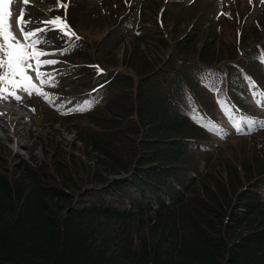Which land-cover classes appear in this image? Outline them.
Masks as SVG:
<instances>
[{
    "label": "trees",
    "instance_id": "obj_1",
    "mask_svg": "<svg viewBox=\"0 0 264 264\" xmlns=\"http://www.w3.org/2000/svg\"><path fill=\"white\" fill-rule=\"evenodd\" d=\"M162 1L61 0L80 39L46 34L55 103L27 105L75 139L41 135L28 158L0 142V264H264V124L223 130L261 119L244 79L264 91L261 40Z\"/></svg>",
    "mask_w": 264,
    "mask_h": 264
},
{
    "label": "rangeland",
    "instance_id": "obj_2",
    "mask_svg": "<svg viewBox=\"0 0 264 264\" xmlns=\"http://www.w3.org/2000/svg\"><path fill=\"white\" fill-rule=\"evenodd\" d=\"M87 1L89 3L96 2V0ZM227 1L228 0H198L195 4L188 7L170 4V13L167 12L166 15L171 14L174 18L187 20L189 18L192 19L196 15L198 16V14L202 15L204 12H207L205 17L209 18L210 11L220 9V4L223 5ZM109 2L111 4V0H109ZM162 3L163 6L167 5L164 4V1H162ZM251 3L253 4L249 5L245 3V0H237V2L234 3L235 8L233 12L235 15V25L229 24L231 23L229 21L218 19L219 21H224V27L230 33L235 34L238 29H241L243 31L241 37H244L246 43H250L253 39L251 36H254L255 39L253 40L255 42L262 40L264 37V4L261 3V0H251ZM22 9L25 12L24 19L32 21V23L28 25V28L35 23H40V21L51 19L57 15L60 16L57 6L50 0H29L27 5L23 3V0H14L13 4L10 5L14 26L16 18L19 17ZM81 15L82 14L79 15L80 20H82ZM169 18L171 17L169 16ZM86 19V21H88L89 17H86ZM237 27L239 28L236 30ZM91 30L92 31L87 32V34L92 38H96L98 35L97 32L101 31H97L95 28ZM17 35H19L18 30ZM48 48L50 49V47ZM48 69L56 76L54 68ZM30 74L35 77V73ZM34 82L37 84L39 83L35 80ZM18 94L21 96L19 102L12 97L0 99V142L3 147H9L14 153H19L28 158L30 152L35 148L36 144L39 143L41 135L47 133L50 134V136L56 135L59 137V140H63L64 144L67 146L69 142L75 139L73 133L61 129L58 124L51 128L53 119L49 114L43 113L42 109H47L45 106L38 105L36 106L38 111H34L32 107L24 104L28 99L36 101L42 99L41 96L36 94L28 96L24 92H19ZM46 118H48V121H46ZM227 147V152L232 150L236 152L245 151L251 148L250 142L242 139L232 141ZM40 151L38 147L35 153L39 156L41 155Z\"/></svg>",
    "mask_w": 264,
    "mask_h": 264
},
{
    "label": "snow or ice",
    "instance_id": "obj_3",
    "mask_svg": "<svg viewBox=\"0 0 264 264\" xmlns=\"http://www.w3.org/2000/svg\"><path fill=\"white\" fill-rule=\"evenodd\" d=\"M13 2L14 0H0V99L12 97L19 102L21 96L18 93L24 92L28 96L39 95L54 104L53 98L42 89L45 86H55V76L52 72H43L41 69L55 66L59 61L45 59V57L53 54L44 51L40 46L48 43L46 34L50 31H55L58 36L63 37L68 42L69 47L73 46V41L80 39L67 22L68 4L57 0V9L63 8L64 16L57 15L51 19L40 21L43 27L28 30V25L32 21L24 19L25 12L23 9L19 17L16 18L15 26L13 25V14L10 10V5ZM23 3L27 5L29 0H23ZM261 3L264 4V0H261ZM17 30L19 35H17ZM68 50V48H64L60 54L63 55ZM259 59L264 64V55ZM30 73H35V77ZM244 79L248 83L250 90H252L253 99L257 101L259 106L264 107V99H260L264 97V91L258 89L251 77L245 76ZM34 80L39 83L37 84ZM218 102L226 113L231 111L226 101L221 100ZM90 106L91 102H88L85 105L70 109L68 113L62 114H71L74 111L83 112ZM57 110H59V107ZM200 119L203 121L202 117ZM243 123L245 125H253L256 121L245 120ZM212 127L215 128L216 126L213 124ZM237 130L242 132L243 128L238 124Z\"/></svg>",
    "mask_w": 264,
    "mask_h": 264
}]
</instances>
